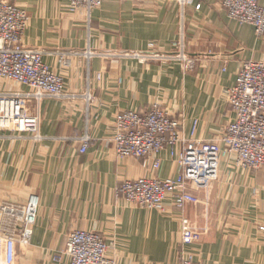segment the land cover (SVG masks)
Segmentation results:
<instances>
[{
    "label": "crops",
    "instance_id": "1",
    "mask_svg": "<svg viewBox=\"0 0 264 264\" xmlns=\"http://www.w3.org/2000/svg\"><path fill=\"white\" fill-rule=\"evenodd\" d=\"M12 3L28 15L23 44L43 50L65 94L29 103L39 117L40 142L0 130V204H21L29 194L40 200L33 234L17 246L15 264H69L53 258L75 230L104 237L108 258L119 264H178L187 254L200 264H264V168L222 159L211 190H193L182 212L168 200L160 213L127 203L117 189L124 180L176 178V160L165 149L158 169L152 158L144 167L142 160L117 158L111 142L117 113L142 112L155 102L183 119V138L221 137L234 120L226 91L242 62L264 60V38L229 19L220 0L183 7L172 0H109L88 15L70 13L67 0ZM153 51L197 60L185 71L178 62L123 56ZM24 90L0 80V91ZM85 134L90 140L81 154ZM181 217L199 234L198 243L182 245Z\"/></svg>",
    "mask_w": 264,
    "mask_h": 264
},
{
    "label": "built area",
    "instance_id": "2",
    "mask_svg": "<svg viewBox=\"0 0 264 264\" xmlns=\"http://www.w3.org/2000/svg\"><path fill=\"white\" fill-rule=\"evenodd\" d=\"M109 0H67L70 13L84 11L87 15ZM153 1V0H117ZM183 7L192 0H172ZM229 19L249 25L258 38H264V7L257 0H220ZM200 6L197 5L196 9ZM28 24L27 13L16 7L12 0H0V80L17 84L24 91H0V130L29 133L32 140L40 142L39 117L29 110L31 101L44 98L61 99L64 82L44 61V52L25 46L23 33ZM152 47V46H150ZM77 55V54H76ZM87 59L93 53L83 54ZM137 60L178 62L188 71L197 59L182 52L163 54L158 52L124 54ZM65 60L64 65H67ZM86 102L92 100L89 93ZM227 102L234 113L216 140H187L182 136L183 119L170 114L158 103L139 112L124 110L116 114L114 133L111 136L113 151L117 158L142 160L153 159L151 167L158 169V156L168 149L176 160L179 174L176 178H146L124 180L117 194L127 203L139 208L165 213V202L182 212L192 191H209L218 180L222 159H229L243 169L264 168V60L242 62L234 86L226 91ZM85 153L89 137L79 138ZM39 196L29 194L21 204H0V264H15L18 245L28 244L39 211ZM264 231V228H260ZM182 245L199 242L200 236L185 217L180 218ZM109 245L104 237L95 232L75 230L67 235L65 248L53 259L67 258L69 264H119L107 256ZM147 264H154L149 262ZM178 264H200L192 254L182 256Z\"/></svg>",
    "mask_w": 264,
    "mask_h": 264
}]
</instances>
